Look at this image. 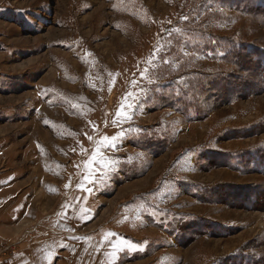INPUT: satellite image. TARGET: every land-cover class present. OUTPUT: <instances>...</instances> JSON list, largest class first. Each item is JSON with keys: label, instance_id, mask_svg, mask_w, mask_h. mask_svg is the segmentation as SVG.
<instances>
[{"label": "rangeland", "instance_id": "rangeland-1", "mask_svg": "<svg viewBox=\"0 0 264 264\" xmlns=\"http://www.w3.org/2000/svg\"><path fill=\"white\" fill-rule=\"evenodd\" d=\"M0 175L63 264H264V0H0Z\"/></svg>", "mask_w": 264, "mask_h": 264}, {"label": "crops", "instance_id": "crops-1", "mask_svg": "<svg viewBox=\"0 0 264 264\" xmlns=\"http://www.w3.org/2000/svg\"><path fill=\"white\" fill-rule=\"evenodd\" d=\"M3 178L0 175V244L14 242L17 251L1 264L65 263L71 244L66 237L56 238L50 232L54 219L49 209L55 208L54 201L51 199L50 206L47 197L40 205L39 197L23 192L20 182Z\"/></svg>", "mask_w": 264, "mask_h": 264}, {"label": "built area", "instance_id": "built-area-1", "mask_svg": "<svg viewBox=\"0 0 264 264\" xmlns=\"http://www.w3.org/2000/svg\"><path fill=\"white\" fill-rule=\"evenodd\" d=\"M16 244L10 243L7 245H0V264L8 260L13 253H15Z\"/></svg>", "mask_w": 264, "mask_h": 264}, {"label": "snow or ice", "instance_id": "snow-or-ice-1", "mask_svg": "<svg viewBox=\"0 0 264 264\" xmlns=\"http://www.w3.org/2000/svg\"><path fill=\"white\" fill-rule=\"evenodd\" d=\"M122 115H123V110H121V112L118 113V116H122ZM113 139H115V138H113ZM103 143H111V141H109V139L107 137H105ZM95 160H96V157L93 156L92 160L89 161V164L93 163Z\"/></svg>", "mask_w": 264, "mask_h": 264}]
</instances>
